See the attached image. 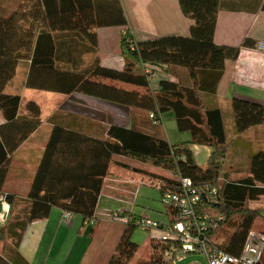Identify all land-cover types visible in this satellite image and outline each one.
<instances>
[{
    "label": "trees",
    "instance_id": "trees-1",
    "mask_svg": "<svg viewBox=\"0 0 264 264\" xmlns=\"http://www.w3.org/2000/svg\"><path fill=\"white\" fill-rule=\"evenodd\" d=\"M256 1H263L264 10V0ZM15 2L16 6L9 9L0 8V112L6 121L0 126V193L7 180L10 156L42 123L36 102H28L26 115H22L21 96L6 92L20 62L31 61L24 87L62 95L78 93L121 105L130 108L132 120L130 128L106 126L102 139L81 138L55 126L28 198L16 201L14 195L6 196L11 209L6 224L0 227V264L25 263L18 248L27 227L47 219L54 207L81 216L85 222L95 220L104 179L117 156L170 172L175 179L158 177L162 194L181 193L180 176L191 178L187 176L200 168L190 145L211 150L205 166L209 178H191L196 184L209 183L218 190L217 199H205L200 210L223 218L208 236L219 250L241 256L256 223L261 220L264 224L262 207L257 205L264 199V147L250 155L243 170L227 167L225 160L234 147L226 134L223 114L219 108H206L202 100V93L217 92L223 76L222 71L204 68L202 46L214 42L224 0H179L184 16L193 21L190 35L140 42L128 28L121 0ZM107 28L125 30L122 45L130 62L121 70L102 65L98 30ZM250 47L252 42L246 39L241 47H222V54L225 60H237L241 49ZM148 69L168 75L182 69L188 82L168 77L154 88L145 73ZM231 108L236 135L264 125V105L234 98ZM167 112L173 113L177 129L190 135V144L172 145L167 140L162 125V115ZM78 141L84 146L75 151L73 144ZM183 165L193 169L183 173ZM167 210L173 223V212ZM126 215L131 223L124 225L106 264H130L138 252L139 245L132 236L139 216ZM170 246L171 242L152 238L150 260L136 264H171L173 259L168 261L164 256ZM257 264H264V251Z\"/></svg>",
    "mask_w": 264,
    "mask_h": 264
},
{
    "label": "crops",
    "instance_id": "crops-1",
    "mask_svg": "<svg viewBox=\"0 0 264 264\" xmlns=\"http://www.w3.org/2000/svg\"><path fill=\"white\" fill-rule=\"evenodd\" d=\"M21 2L22 0H19V4ZM121 2L128 19V28L137 42L169 36L188 37L190 35L193 21L184 16L179 0H121ZM261 2L263 1L224 0L226 5L218 14L214 42L204 43L202 46L204 68L223 72L217 92L215 94H201L204 106L221 110L226 134L234 143L232 153L233 155L242 152L246 154L248 157V161L244 164L246 167L249 164L250 155L264 147V139L258 141L251 139V134L257 133L264 137V125L252 128L241 135H236L232 109L225 111L221 105L226 101L231 103L234 98L264 105V10L261 8ZM12 6H16L15 0H0L1 9H9ZM124 33L125 30L120 28L98 30L99 55L103 66L121 70L130 62V58L122 45ZM246 39L251 40L252 47L242 48L237 60L224 59L222 47H241ZM30 65V60L20 62L16 76H19L20 80L15 81V78L6 88V92L21 96L22 115H26L24 109L28 102H36L41 108L42 123L10 156L7 180L2 193H0V198L5 199V202L0 203V227L6 224L11 209L10 204L6 201V196L14 195L16 201L28 198L55 126L63 128L66 132L79 135L81 138L93 139L104 138L106 126L131 127L132 114L130 108L78 93L62 95L24 87ZM168 77L171 80L182 79L188 82L182 69H175L169 75L161 74L159 79ZM157 82L153 83L154 88L158 84ZM103 83L133 90V87L121 83L110 81H103ZM29 91L44 92L46 103L53 105L54 102L53 108L45 115L42 104L27 96ZM171 117L174 118L173 113H171ZM227 121L230 122V136ZM5 122L0 112V126ZM190 139V135H188L186 142L174 145L190 144ZM73 145H76V151L83 148L84 143L78 141ZM190 148L194 153L198 167L206 168L211 154L210 148L197 145H190ZM114 160L115 164L110 166L109 174L104 179L96 210L95 225L93 227L87 225L83 218L78 215H72V218L67 220L65 213L60 208H52L47 219L34 222L27 227L18 248L25 261L23 264L98 263V257L91 252V249L94 244L93 234L96 225L99 224L100 217L103 215V200L108 196L106 193L108 184H111L113 179H118L116 183H120L119 181L123 180V176L126 177L128 174H134V172L143 177L150 173L138 165L126 161L130 159L117 156ZM235 166H239L238 163H234L230 168L234 169ZM190 175L187 177L196 181H206L209 178L203 180V178L198 177V172L195 171L191 172ZM153 176L151 174V179ZM182 177L184 176H180V178ZM257 205L262 207L264 215V199L257 202ZM119 211L137 215L126 209ZM113 212L117 211L108 210L107 213L109 215ZM169 219H171L170 216ZM152 232V238H160V231ZM101 248L99 246L97 250Z\"/></svg>",
    "mask_w": 264,
    "mask_h": 264
},
{
    "label": "rangeland",
    "instance_id": "rangeland-1",
    "mask_svg": "<svg viewBox=\"0 0 264 264\" xmlns=\"http://www.w3.org/2000/svg\"><path fill=\"white\" fill-rule=\"evenodd\" d=\"M158 75H157V74ZM156 77L161 76V74L166 75V73L155 72ZM20 77H16L15 81H19ZM160 80V79H159ZM133 87V86H131ZM141 93L144 92L143 89L135 88ZM30 93L27 95L28 97H32L33 100H36L42 104L44 114L46 115L50 109L53 108V105L47 104L44 96V92L39 91H29ZM222 109L225 111L229 109L231 111V103L226 101L222 103ZM169 114V115H168ZM163 118V132L170 142V144H180L186 142V137L189 135L188 133H181L177 129V124L175 117H171V112L164 113ZM174 116V115H173ZM152 121V120H151ZM228 134L231 135V131L229 128L230 122L227 121ZM251 139L254 141L263 140V136H259L257 134H251ZM234 147V143H233ZM128 163L136 164L141 169H145L149 171L148 176H140L139 173L134 172V174H128L126 177L123 176V180L119 181L120 183H116L118 179H113L112 185L108 184L107 186V198L103 200V215L100 217L99 224L96 225V230L93 234L94 244L92 246L91 252L98 257L97 264H106L110 256L115 252V249L120 241V235L124 229V226L121 224H115L111 222V216L108 210L110 211H119L120 209L130 210L134 214L140 215L142 217H148L151 221H158L168 225L170 223V219L168 216V210L163 204L162 201V192L159 188L160 181L158 177H168L175 179L176 177L170 172L149 165L143 164L134 160H126ZM248 161V157L246 154L237 153L230 155L227 157L225 165L230 167L234 163H238L239 166L233 167L236 170H243L246 168L244 165ZM193 168L183 165L182 171L186 173L187 171L192 170ZM198 172L199 178L208 177L207 170L203 167L199 168V170H195ZM151 174H153V178L151 179ZM178 178V177H177ZM180 179V178H179ZM144 180V181H143ZM105 208V209H104ZM264 224L261 221H258L255 225L254 231L260 232L263 231ZM153 232H144L139 228L135 230L132 236V240L139 245L138 252L135 258L132 260L130 264H136L139 261L150 260L152 255L151 250V240H152ZM101 246L100 250L97 248ZM171 264H208L205 257L200 255H187L183 261L171 263Z\"/></svg>",
    "mask_w": 264,
    "mask_h": 264
},
{
    "label": "built area",
    "instance_id": "built-area-1",
    "mask_svg": "<svg viewBox=\"0 0 264 264\" xmlns=\"http://www.w3.org/2000/svg\"><path fill=\"white\" fill-rule=\"evenodd\" d=\"M132 49L134 44L130 41ZM264 50V46H263ZM149 79L154 83L159 81L155 72L146 70ZM150 117L155 119L154 115ZM181 193L165 192L162 196L163 204L173 212V223L164 225L158 221H151L148 217L139 216L137 227L144 232L160 231V240L171 242L164 254L172 263L183 261L187 255H200L205 257L208 264H257L264 251V234L252 231L241 256H233L217 248L212 243L208 234L218 228L223 218H213L201 210L203 201H214L218 197V190L209 183L196 184L191 178H180ZM5 199L0 198V203ZM5 204V203H4ZM125 211H117L111 214V222L128 225L131 218ZM67 220L72 215L65 213ZM96 220L86 221L89 226H94Z\"/></svg>",
    "mask_w": 264,
    "mask_h": 264
}]
</instances>
